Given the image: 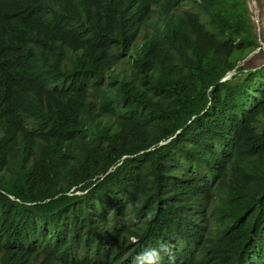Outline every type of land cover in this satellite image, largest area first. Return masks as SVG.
I'll return each mask as SVG.
<instances>
[{
  "label": "trees",
  "instance_id": "16d2710c",
  "mask_svg": "<svg viewBox=\"0 0 264 264\" xmlns=\"http://www.w3.org/2000/svg\"><path fill=\"white\" fill-rule=\"evenodd\" d=\"M247 2L0 0V264H126L107 238L131 218L186 264H264Z\"/></svg>",
  "mask_w": 264,
  "mask_h": 264
},
{
  "label": "clouds",
  "instance_id": "9594fccd",
  "mask_svg": "<svg viewBox=\"0 0 264 264\" xmlns=\"http://www.w3.org/2000/svg\"><path fill=\"white\" fill-rule=\"evenodd\" d=\"M29 12L32 17L28 23H32L36 17V11L30 7ZM253 20V18H252ZM256 25V24H255ZM261 36V34H260ZM7 46L0 40V50ZM226 80L225 77L222 81ZM6 92L5 80L0 76V102L3 100ZM152 150L149 149L147 151ZM81 194V193H78ZM179 211H168V214L159 218L160 223L171 232L188 234V230L178 221ZM131 220L121 221L118 231L107 238L110 246V255L116 256L122 254L126 264H186L190 250L185 248L184 238H171L166 240L152 239L151 237L137 238L132 232ZM223 257H215L214 261L223 264Z\"/></svg>",
  "mask_w": 264,
  "mask_h": 264
},
{
  "label": "rangeland",
  "instance_id": "374dc122",
  "mask_svg": "<svg viewBox=\"0 0 264 264\" xmlns=\"http://www.w3.org/2000/svg\"><path fill=\"white\" fill-rule=\"evenodd\" d=\"M247 5L249 7L251 17L253 18L254 16V18H257V25H255V27H258V30L263 38L264 46V0H255V2L248 0ZM252 57L254 60L250 63L251 67L259 66L264 60V55H261L260 53L255 54Z\"/></svg>",
  "mask_w": 264,
  "mask_h": 264
},
{
  "label": "water",
  "instance_id": "95a60500",
  "mask_svg": "<svg viewBox=\"0 0 264 264\" xmlns=\"http://www.w3.org/2000/svg\"><path fill=\"white\" fill-rule=\"evenodd\" d=\"M250 1H251V2H255V0H250ZM254 14H255V8H254ZM253 22L257 25V18H254V16H253ZM257 35H258V37H259V43H260V46H261L260 49L256 50V51L253 52L252 54H250L246 59H244L243 62L247 61V60L250 59L253 55L258 54V53H260L261 51H262V53H263V55H264V46H263V43H262V41H261V39H260V32H259V30H258V27H257ZM231 74H232V73H228V74L225 76V79L229 78Z\"/></svg>",
  "mask_w": 264,
  "mask_h": 264
}]
</instances>
